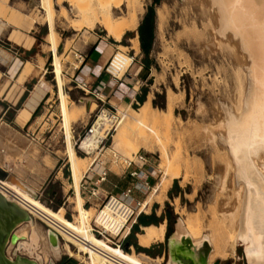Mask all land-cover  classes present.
Returning a JSON list of instances; mask_svg holds the SVG:
<instances>
[{"label": "rangeland", "instance_id": "374dc122", "mask_svg": "<svg viewBox=\"0 0 264 264\" xmlns=\"http://www.w3.org/2000/svg\"><path fill=\"white\" fill-rule=\"evenodd\" d=\"M44 2L45 0H9V4L3 7L0 14L2 15L1 18L5 21L6 17L4 15L13 8L16 11L30 13L38 20L34 22L33 27L30 29V32L36 36V41L34 49L29 53V60L33 64L38 63V66L34 64L37 73L32 74L34 75L33 78H29L27 88H31L35 82L41 79L43 68H45L47 72L44 74L43 79L51 89V95L49 94L50 99L47 100L46 98L42 102L36 116L32 118L29 124H31V130H36V127L37 130L40 129L38 135H41V132L46 130L43 134L46 135L47 143L50 146L48 147V144H44V142L42 144L36 143L35 141L31 142L27 138L24 133L27 126L22 129L13 119L19 106L16 105L15 108L10 109L3 117L0 115V129L4 135V139H0V151L1 149L5 151L2 153L5 156L0 157V165H7L6 162H8L9 167L13 170L12 172L33 187L37 191V194L41 195L42 199L38 197L36 201V205L40 209H43L49 214H53L60 207H64L69 215L75 213L73 221L65 213L61 220L67 228H70L72 222L81 223H79V220L77 221V216H75L77 215V211L74 210V205L70 199L71 196L75 195L76 188L74 187L75 180L66 152L69 150L71 154L87 155L80 148V141L76 143V140H78L79 134L82 135L84 133V126L87 121L91 122L95 120L94 125L97 124L99 119V116L97 117L98 109L101 105L98 98L90 93H86L72 80L71 73L74 72L75 65H78L75 52L83 51L86 54L93 45L94 40L107 42L113 50L115 44L112 42L117 44L118 41H115L113 37L107 35L105 28L101 26L91 28L85 20L82 19L83 21H79L81 18L78 14L76 15V9L67 2L64 5L66 4L65 6L69 8L70 18L68 20L65 19L60 13L62 5L60 3L58 4L57 0H52L54 28L60 37L59 50L53 56V52L49 50L46 44V33L49 30V25L47 24L48 16ZM143 2L145 11L140 16L139 24L143 21L151 5H153L155 11L152 21L155 38L150 53L146 55L142 48L139 28L135 31L129 30L122 39V43L129 46V38L138 35L140 49L136 53V58L146 67L140 86V94L143 95L144 99L141 98V95L138 96L132 104V107L139 108L148 96H152V103L155 107L166 109L167 94L171 92L174 112L180 118H174V125H176L177 130L175 129L173 133L164 130L166 137L164 144L169 148L170 154L173 153L174 155L181 151L184 155L188 154L190 160H194L192 161L193 163H197L196 165L194 164L195 172L192 171L190 173V180L188 179L187 185H181L179 178L173 181V184L167 191V197L165 198V203L160 213L157 212V209L160 207V204L157 202H154L150 212L142 211L148 214L155 211L158 215L155 223L166 221V236L169 235L166 239L171 235L170 243L173 247L171 248L170 257L167 261L170 264L169 261L176 259L173 252H181L179 248L181 243L176 241L175 236H177L178 231H183V227L181 226L183 214L177 212L173 204L176 197L180 198L181 207L185 206L188 212L196 211L197 204H201L206 209L208 204L210 205L212 203L216 205L218 202V211L228 214L227 211H233L236 206V192L240 183L235 173L227 166L225 160L227 156L223 149L225 145L220 138V134V142L218 143L214 139L213 133L226 131L224 126H219L217 123L224 117L223 105H228V103L229 105L232 103V106L235 105L238 100L237 97H239L241 92V84H247L246 86H248V76L245 74V69L249 60L247 59V53L239 46L238 40L233 39L234 37L230 35L231 33L228 32L225 36H222L218 32L220 16H218V13L216 15L213 11L217 5L212 2L210 5L206 3V0H160L155 3L154 0H143ZM163 3L167 7V17L164 24V35H160L157 27L156 9L157 6ZM118 11L117 13H120ZM6 25L7 31L1 38L6 40L8 44L10 42L13 43L9 40L7 34L12 29V26L15 27V24L8 23ZM22 30L29 31L24 28ZM14 45L17 46V44ZM126 51L130 54L135 52L131 47L126 49ZM41 55L45 56L44 62L40 58ZM59 55L61 57L57 62V69L61 75L60 77L64 78V82L61 85L59 79L53 72V61ZM64 92L69 94L71 104L73 105H83L85 101L87 103L88 98H93L97 102L98 107L89 115L82 116L79 121L75 122L72 119H68L67 113L70 103L68 106L62 103ZM124 109L126 108L118 106V110ZM104 110L108 109L105 108ZM156 127L155 124L148 122L137 123L129 130L130 136H127L128 139H125L116 148L111 147L116 127L111 129L106 138V146L101 151L103 153L96 154V157L101 155L102 159H107V164L112 170L109 173L108 180L102 185L104 189H102L101 197L92 199L93 202L91 203L87 201L85 204L87 209L92 207L88 211V213L90 212L89 214H92H88L90 219L95 214L96 202L102 200L107 190L116 192L119 187H124L131 181L128 175L121 174L122 168L120 165L112 161L114 151L129 156L138 150L145 153L148 158V163L145 167L150 171L149 179L151 180L152 186L159 181L163 171V167L160 165L162 160L159 152H154L146 148L143 140L138 136ZM5 128L6 133H4ZM70 132H73V143L69 149L71 143L69 142L68 136ZM220 151H222V154ZM90 157L93 158L91 155ZM223 177H225L226 184H224L225 181H221L224 179ZM3 180H7V178ZM113 183H117L119 187H115ZM222 183L224 187H222ZM79 184L81 185V183ZM151 189L152 187L146 193H137V196L144 200ZM192 192H195V194ZM191 193L194 194L192 198L188 196ZM82 194L86 201L88 197L87 193L83 192ZM59 199H62L61 203H58ZM44 200L52 201L50 204H47ZM35 220L44 238L47 240L46 225L36 217ZM208 220H210V214L205 218V223ZM26 227L28 228L26 234L18 235L20 240H29L31 226L27 224L22 225L19 231H22ZM141 229L142 227L140 226V229L130 236L129 240L127 236L123 245L126 246L127 241H135L138 243L137 233ZM62 235L64 237L60 238L62 246L69 244L72 251L71 255L81 258L86 264H88L87 261L92 259L96 261L104 259L103 256L96 254L91 248L81 245L77 240L63 232ZM166 239L153 243L148 247V250L137 249L135 244H132L138 252H145V254L151 257L164 256L162 264H165L167 259L165 258L166 254L163 255V251L168 246ZM95 241L100 246V242ZM42 242L44 243V240L41 238L40 245L36 251L39 254L41 253V255L43 254L45 262H48L50 258L55 257L52 253L47 258L45 257V247L48 250L50 246H46L45 243L43 245ZM11 247L8 250L10 253ZM127 248L125 247L124 250H129L127 252H130L131 247L128 246ZM23 253L30 255L27 252ZM181 253L182 255L179 258L183 257V252ZM235 254L225 259L220 258L219 264H249L245 243L243 241L237 244ZM75 256H69L68 253H63L56 261L59 262L63 257L75 259Z\"/></svg>", "mask_w": 264, "mask_h": 264}, {"label": "bare ground", "instance_id": "6f19581e", "mask_svg": "<svg viewBox=\"0 0 264 264\" xmlns=\"http://www.w3.org/2000/svg\"><path fill=\"white\" fill-rule=\"evenodd\" d=\"M57 2L62 5L60 13L65 19L68 20L70 18L69 8L65 6L66 4L64 5L67 2L76 9V15L78 14L81 18L79 21L85 20L91 28L97 26L105 28L107 35L117 41L122 40L127 31L138 28L140 16L145 11L143 0H57ZM211 2L217 5L213 11L220 16L218 32L222 36H225L228 32L231 33L230 35L234 37L233 39H237L239 46L247 53L248 58H246L249 60V63L246 64V73L244 72L248 76V86L240 83L242 85H240L241 92L239 97H237L236 104L234 103L235 105L233 106L231 105L232 103L223 105L224 117L217 123L219 126H224L226 131L213 133L214 139L218 143L220 142V134V138L225 145L223 149L227 156V159L225 158L227 166L235 173L240 185H238L236 192V206L233 211H227L228 214L218 211V202L216 203L217 207L211 203L210 205L208 204L206 209L201 204H197L196 211L188 212L185 206L181 207L180 198L176 197L173 204L175 205V210L183 214L181 218L183 231H178L175 239L176 241L186 240L183 249L180 250L183 252L182 258L187 254L192 255L191 264H216V262H220V258L225 259L229 256H234L236 255L235 249L240 241L245 243L249 264H264V0H206L209 5ZM44 5L48 16L47 21L50 24V32L46 37L47 47L50 51L55 52L60 40L58 32L54 28L52 0H45ZM124 6L126 11L123 9ZM166 8L163 3L157 6L156 9L157 27L160 35L163 34L167 17ZM117 11L120 13H117ZM131 43H133V47L137 50L139 49L138 37L134 38ZM60 57L61 55L56 56L53 61V72L61 85L64 82V78L60 77L61 75L57 69V62ZM46 72L47 70L43 68L40 83L45 86L47 85L43 76ZM62 103L65 106L70 103L67 118L75 122L79 121L82 116L89 115L98 107L97 102L93 98H88L87 103L85 101L83 105H73L67 92H64L62 96ZM118 113L120 117L117 120L116 130L113 134L112 148L119 147L125 139H128L129 130L137 123L148 122L157 126L147 133L137 134L143 140L146 148L159 152L162 160L160 165L163 167L161 178L142 201L139 209L140 211L150 212L154 202L159 203L163 207L167 191L173 181L179 178L181 185H187L190 173L194 171V166L197 164L192 162L194 160H190L188 154L184 155L181 151L174 155L173 153L170 154L169 148L164 144L166 138L164 130L173 133L176 129L174 118H180L174 112L172 94L171 92L167 94L166 109L155 107L152 103V96H148L139 108L130 106L124 110H119ZM114 120L115 118L110 114L109 110H104L99 115L98 122L93 128L94 131L80 141V148L87 153L86 156L71 154L69 150L66 152L75 180L74 187L81 183L82 177L87 170L91 165L95 164L96 154L100 153L98 148L101 137L106 136L105 129L110 127L109 125ZM68 137L71 143L69 145L70 149L73 143V132H70ZM0 139H4L1 129ZM4 152L1 149L0 157L5 156L2 154ZM220 153L222 154V151ZM6 164L9 167L8 162ZM225 177L221 180L225 181L224 184H226ZM18 179L19 181L7 178V180H3L4 182L1 181L0 184H4L7 189L0 187V191L6 198L18 203L22 208L26 209L25 206H29L30 209L36 211L39 208L36 205L39 197L37 191L26 181ZM192 193L195 194V192ZM192 193L188 195L191 198L194 195ZM70 199L74 205V210L77 211V215H75L77 216V221L79 220L81 224L72 222L70 228H67L61 222L65 213L64 207H60L53 214H48L59 222L63 227L60 229L64 234L77 240L81 245L91 248L92 251L104 258L101 261L89 260L87 261L88 264H162V256L151 257L143 252H137L132 246V252H127L129 250H124L123 246L113 244L107 238L93 233L90 226L91 219L88 216L90 213L88 211L92 207L87 209L83 206L84 199L79 193L71 196ZM158 211L161 212V210ZM208 214H210V220L205 223V218ZM73 220L71 219V221ZM25 224L31 226V229L29 240H20L18 236L17 249L21 253L27 252L30 255H34L27 256L37 260L39 264H54L55 260L62 256L63 253H72L69 244L62 246L61 239L55 243L52 242L47 229L46 240L32 214L31 217L20 222L15 228L14 231L15 233L17 232V235L26 234L27 227L22 231L20 230L21 232L19 231V228ZM181 226L179 225V227ZM166 229V222L143 225L141 231L137 233L138 243L149 247L155 242L163 241L166 238ZM67 230L71 231L72 234ZM41 238L46 246H50L48 250L45 247V257L47 258L50 253L55 257L50 258L48 262H45L43 254L41 255V253L39 254L36 251L40 245ZM93 239L100 242V246L96 244V241L92 244L90 240ZM182 258L172 261L170 264H180Z\"/></svg>", "mask_w": 264, "mask_h": 264}, {"label": "crops", "instance_id": "0c3cea01", "mask_svg": "<svg viewBox=\"0 0 264 264\" xmlns=\"http://www.w3.org/2000/svg\"><path fill=\"white\" fill-rule=\"evenodd\" d=\"M8 1L9 0H0V12L3 10V7H6L9 4ZM1 16L2 15L0 14V115H2L1 117H3V115L7 114L10 109L15 108L16 105H19L13 119L17 122V124L20 125L22 129L25 128V126L31 129V124L29 123L32 118L36 116L34 115V111L38 107L40 108V105L46 98L47 100L50 99L51 95V89L48 86L40 84L42 79H39L37 82H35L31 88H27V82L30 80L29 78H33L34 75L32 74L37 73L35 70V65H37L38 63H34V65L33 62L29 60V53H31V51L34 49V44L36 41V36L32 34V32H30V29L33 27L34 22H37L38 20L34 18V16H32V14L30 13L16 11L13 8L4 15V17H6L5 21L3 18H1ZM8 23L15 24V27L12 26V29L7 34L9 40L13 42H10L9 44L6 40L1 38L7 31L6 24ZM47 24L49 25V30L46 33V37L50 32V24L48 21ZM22 28L29 31H23ZM136 37H138V35L129 38V46L123 44L122 40L118 41L117 44L115 42H112L120 48L116 50V53L114 55V61L117 64H122L124 66L122 70L118 71V74L120 75L122 74L124 68L129 65L132 59V55L129 54L126 49L131 47L135 50V53H137L140 49V40L138 50L133 47V43H131L132 40ZM93 42L94 43L89 51L86 52L84 60L82 62L78 61V65L74 68V72L71 73L72 80L75 83L87 80L92 85H105L103 92L106 96V100L109 103L117 104V106L122 108L133 106L132 104L135 102V99L141 95V79L145 74L144 71L146 70V67L143 63H141L139 59H136L130 66L129 76H127L124 80H120L118 82L113 81L111 80L109 73H107L104 68L105 63L112 53L111 45L103 40H94ZM14 44H17V46H15ZM58 50L59 46L56 51L53 52V56ZM40 58L43 60V62L45 61L44 55H41ZM37 131H39L40 133V129H38ZM4 133H6V128L4 130ZM113 184L115 187H119L117 183ZM75 188V194L79 193L84 199V196L81 193V185L79 184ZM122 188L123 186L119 187L116 192L120 191V189ZM83 206L85 207V200ZM159 208L160 209H157L158 213H160L158 210L162 209L161 205ZM160 223L162 222L151 224ZM143 225L145 224H142V226ZM90 241L91 243H93L95 239ZM177 242L181 243L179 248L183 249L186 240H177ZM131 246L133 249H135V246L133 244ZM162 258L164 259V256H162ZM177 260L178 259H174V261ZM57 264H79V261L76 258L74 259L63 257Z\"/></svg>", "mask_w": 264, "mask_h": 264}, {"label": "built area", "instance_id": "2783aa9c", "mask_svg": "<svg viewBox=\"0 0 264 264\" xmlns=\"http://www.w3.org/2000/svg\"><path fill=\"white\" fill-rule=\"evenodd\" d=\"M117 49L120 48L115 45L112 53L110 54L107 62L104 65L105 71L109 73L111 80L116 82L124 80L127 76L130 75V66L137 59L135 52L131 54L132 59L129 65L124 68L122 74L120 75L118 74V71L122 70L124 66L122 64H117L114 61V55ZM75 54L76 59H78L79 62H82L84 60L85 54L83 53V51L75 52ZM76 85L82 88L86 93H90L99 99L101 105L99 106L97 117L105 108H107L110 111V114L115 118V120L109 125L110 127L105 129L106 136L101 137L98 149L100 150V154H102L103 152L101 151H103L104 147L106 146V138L108 137L111 129L113 127H116L117 120L120 117L118 113V106L117 104L109 103L106 100V96L103 92L105 85H92L87 80L76 82ZM94 124L95 120L91 122L87 121L84 126L85 131L82 135H78L79 138L78 140H76V143H78V141H81L82 138L86 137L89 133L94 131ZM45 131L46 130L42 131L41 135H38L39 131L36 132L35 130L27 128L24 133L31 142L35 141L36 143L40 144L44 142V144H48L46 135L43 134ZM49 146L50 144H48V147ZM107 161V159H102L101 155H98L95 159V164L93 166L91 165L83 176L81 180V190L82 193L86 192L88 196L85 204L87 201L91 203L93 202L92 199L101 197L102 189H104L102 185L108 180L109 173L112 170L111 167L107 164ZM112 161L120 165V167L122 168L121 174L128 175L131 178V181L118 192L107 190L102 197V200L100 202H96V211L90 221L91 230L96 235L107 238L111 243L123 246V248H125V246L123 245L124 240L131 233L134 224L138 223L139 214L142 212L139 208L142 204L143 199L137 196V193H146L153 186L151 180L149 179L150 171L145 167V165L148 163V158L145 153L138 150L131 156H129L122 155L121 153L114 151ZM0 167L7 172L13 171L7 165H0ZM3 179L4 177L0 176V182L3 181ZM0 187H4V184H0ZM4 189H7V187H4ZM38 196L42 199L40 194H38ZM44 202L50 204V202L47 200H44ZM25 208L46 226H49L54 231H56L61 238H64L60 229L63 227L46 211L39 208L36 209V211H33L29 206H25ZM65 215L70 219H74V214L69 215L67 213V210L65 211ZM140 226L142 227L141 224ZM67 231L72 234L71 231ZM129 247H131V245H129ZM69 256L75 255L69 254ZM75 258L78 259L79 264H86L81 258L77 256H75Z\"/></svg>", "mask_w": 264, "mask_h": 264}, {"label": "water", "instance_id": "95a60500", "mask_svg": "<svg viewBox=\"0 0 264 264\" xmlns=\"http://www.w3.org/2000/svg\"><path fill=\"white\" fill-rule=\"evenodd\" d=\"M0 176L10 180L19 181L15 173L7 172L1 167ZM28 217H31V213L28 212L27 209L22 208L18 203L6 198L0 191V264H39L37 260L28 257L26 254L21 253L20 250L17 249L18 235L14 230L20 222ZM46 227L52 242H57L61 237L51 227ZM170 238L171 235L168 239L171 250L173 247L170 243ZM10 245L12 246V253L8 251ZM173 255L176 259H178L182 253L173 252ZM191 259H193L192 255L187 254L184 258H182V261L185 264H191ZM57 263L58 262L55 260L54 264ZM216 264H219V262H216Z\"/></svg>", "mask_w": 264, "mask_h": 264}, {"label": "trees", "instance_id": "16d2710c", "mask_svg": "<svg viewBox=\"0 0 264 264\" xmlns=\"http://www.w3.org/2000/svg\"><path fill=\"white\" fill-rule=\"evenodd\" d=\"M160 0H154L155 2H159ZM154 7L153 5H151L150 9L148 10V12L145 14L143 21L139 24V33H140V39H141V45L142 48L144 49L146 55H148L150 53V50L152 48V44L155 38V30L152 24L153 21V17H154ZM141 98L144 99L143 95H141ZM39 108V107H38ZM38 108L34 111V115L37 114ZM62 199H59L58 203H61ZM156 218H158V215L154 212L148 214V213H143L141 212L139 214V219H138V223H135L131 233L128 235V240L130 239V236H132L133 234H135L136 231H138L140 229V224H151V223H155L156 222ZM128 244L125 246L126 248L134 243L137 249H144V250H148V247L142 246L140 244H138L137 242H133V241H127ZM141 251V250H139Z\"/></svg>", "mask_w": 264, "mask_h": 264}, {"label": "flooded vegetation", "instance_id": "af4514ba", "mask_svg": "<svg viewBox=\"0 0 264 264\" xmlns=\"http://www.w3.org/2000/svg\"><path fill=\"white\" fill-rule=\"evenodd\" d=\"M167 236H169V235H167ZM167 236H166V237H167ZM165 239H166V238H165ZM168 239H169V238L166 239V240L168 241V244H167L168 246H167V248L164 249V251H163V255L166 254V255H165V258L167 259L166 262H165V264L168 263L167 261H168V259H169V257H170V253H171L170 245H169V240H168ZM178 259H179V258H178ZM180 264H185V263L181 260Z\"/></svg>", "mask_w": 264, "mask_h": 264}]
</instances>
